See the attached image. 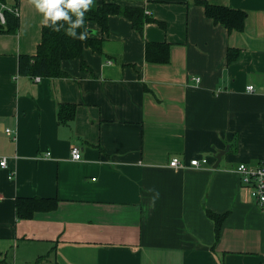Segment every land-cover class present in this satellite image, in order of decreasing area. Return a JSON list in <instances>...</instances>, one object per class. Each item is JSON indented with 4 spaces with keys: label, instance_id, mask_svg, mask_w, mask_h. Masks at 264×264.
I'll use <instances>...</instances> for the list:
<instances>
[{
    "label": "crops",
    "instance_id": "1",
    "mask_svg": "<svg viewBox=\"0 0 264 264\" xmlns=\"http://www.w3.org/2000/svg\"><path fill=\"white\" fill-rule=\"evenodd\" d=\"M102 1L142 7L163 27L140 34L119 15L106 34L90 24L102 53L84 48L85 69L63 61L66 76L38 81L17 72L40 42L30 0L18 2L16 33L0 34L1 262L264 264V216L235 171L264 162V0H205L246 12L233 33L194 0ZM147 42L169 43L168 63L146 61ZM58 102L76 105L68 124ZM172 157L187 167H169ZM18 197L58 203L17 219ZM205 209L228 213L216 243Z\"/></svg>",
    "mask_w": 264,
    "mask_h": 264
},
{
    "label": "trees",
    "instance_id": "2",
    "mask_svg": "<svg viewBox=\"0 0 264 264\" xmlns=\"http://www.w3.org/2000/svg\"><path fill=\"white\" fill-rule=\"evenodd\" d=\"M18 5V0H13ZM196 5L204 9L206 18L211 19L215 24L222 25L228 33L242 32L246 19V12L229 8L222 5L210 4L205 0H194ZM6 5L7 0H0V5ZM4 22H0V34H14L19 26V16L7 10H2ZM112 15H119L128 19L133 29L142 34L146 23L156 22L163 27L161 22L144 13V9L135 5H120L116 2L102 1L86 13L88 37L84 41L74 39L64 32L54 31L51 27L42 25L40 32V42L37 45L34 55H19L17 58V72L20 76L39 78H59L66 76L61 69V63L67 60L79 59L80 67L85 69L82 60L84 48H90L94 52L101 54V42L103 37H94L89 32V25H96L102 34L108 31V19ZM60 23V22H58ZM83 28L77 29L82 31ZM170 44L166 42H147L145 44V60L152 63H168ZM236 51L227 50V61H233ZM76 105L72 103H57V121L60 125H65L74 119ZM58 200L56 198L18 197L15 199V214L17 219H30L36 212H50L56 209ZM206 217L213 223L214 243L220 238L223 221L228 213L218 214L204 210ZM36 264V263H33Z\"/></svg>",
    "mask_w": 264,
    "mask_h": 264
},
{
    "label": "clouds",
    "instance_id": "3",
    "mask_svg": "<svg viewBox=\"0 0 264 264\" xmlns=\"http://www.w3.org/2000/svg\"><path fill=\"white\" fill-rule=\"evenodd\" d=\"M30 3L41 14L44 25L54 31L63 29L66 35L80 41L87 39L86 13L95 6L96 0H30ZM2 18L0 14V20ZM81 28L83 30L78 32Z\"/></svg>",
    "mask_w": 264,
    "mask_h": 264
},
{
    "label": "built area",
    "instance_id": "4",
    "mask_svg": "<svg viewBox=\"0 0 264 264\" xmlns=\"http://www.w3.org/2000/svg\"><path fill=\"white\" fill-rule=\"evenodd\" d=\"M20 1V0H18ZM2 10H7L15 15L19 16L18 6H7L0 5V14H2V20L0 22H4V16ZM37 81L40 80L39 77H34ZM196 82L199 81V78L194 79ZM247 91L252 92L253 86H247ZM5 132L7 134H11L10 129H6ZM71 159L79 160L81 158L80 149L78 147H73L70 150ZM50 153H46V156H49ZM207 158L203 157L200 159H191L188 163L189 167H200L203 164H207ZM169 167L174 169H182L186 168V164L180 161L177 157H172L169 160ZM7 167V160L5 157L0 159V168ZM236 173L239 175L241 187L246 190L249 197L259 208L261 214L264 216V162L259 163L256 166H248L244 163H239L235 168Z\"/></svg>",
    "mask_w": 264,
    "mask_h": 264
},
{
    "label": "water",
    "instance_id": "5",
    "mask_svg": "<svg viewBox=\"0 0 264 264\" xmlns=\"http://www.w3.org/2000/svg\"><path fill=\"white\" fill-rule=\"evenodd\" d=\"M89 32H90V30H89ZM221 155H222V152H219L218 155H216L217 163H216L215 167L218 165V162L220 160Z\"/></svg>",
    "mask_w": 264,
    "mask_h": 264
},
{
    "label": "rangeland",
    "instance_id": "6",
    "mask_svg": "<svg viewBox=\"0 0 264 264\" xmlns=\"http://www.w3.org/2000/svg\"><path fill=\"white\" fill-rule=\"evenodd\" d=\"M4 259V257H2V259H0V264H8L9 259H7V262H1Z\"/></svg>",
    "mask_w": 264,
    "mask_h": 264
}]
</instances>
